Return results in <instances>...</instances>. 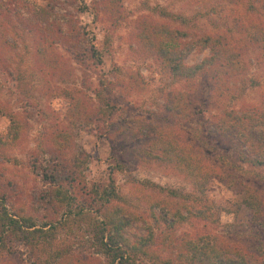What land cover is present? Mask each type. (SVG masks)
I'll return each instance as SVG.
<instances>
[{
  "label": "rangeland",
  "instance_id": "rangeland-1",
  "mask_svg": "<svg viewBox=\"0 0 264 264\" xmlns=\"http://www.w3.org/2000/svg\"><path fill=\"white\" fill-rule=\"evenodd\" d=\"M50 1H68L63 14H70L79 26L95 36L94 45L103 51L101 65L96 66L87 58L83 62L75 59L67 53L66 43L59 42L54 52L61 63L55 75L45 76L37 69L34 57L37 42L33 34L36 26L27 20V9L45 6ZM107 1L0 0L9 10V13L3 10L6 12L4 38L0 39V43L3 40L8 43L0 45V107L3 108L0 139H5L10 131L7 111L18 113L27 122L18 145L0 144V195H13L17 206H23L29 215L45 207L40 201L32 203L41 186L28 164L36 141L43 138L47 143L52 127H61L73 133L78 148L89 156L83 171L85 180L95 184L113 180L119 195L117 204L137 216L148 215L151 205L156 213L159 205L165 206V210L179 207L185 218L166 238L159 237V231L157 242L150 245V255L163 263H175L181 253L177 245L203 236L210 240L212 248L224 244L245 254H255L264 241V226L260 225L262 219L260 222L253 219L254 213L244 204L243 193L247 187H253L264 199V170L239 164L238 151L242 148H238L237 141L230 143L212 134L210 122L215 120L214 116H221V111L233 116L264 112V47L249 40L253 34L264 32V0H113L116 12H106ZM77 5L79 8L88 5L91 14L78 12ZM17 10L23 15L19 16ZM157 24L168 29L161 31ZM151 29L156 39L146 47L138 37L141 32L150 35ZM165 30L174 32L177 39L169 41ZM218 36L229 37L235 46L243 45L238 57L227 60L233 69L222 88L217 84L214 67L204 69L189 85L173 78L157 52L160 43L178 52L190 49L183 64L193 66L210 55L211 42L202 48L200 41ZM196 41L198 44L192 48ZM106 46L109 48L104 50ZM102 78L111 83L108 96L116 106L108 122V135H99L96 122L91 130L74 123L82 110L95 113V90ZM183 92L191 94L195 101L189 125L173 113ZM219 95L222 97L218 98ZM159 128L181 130V140L192 145L215 169L216 177L208 181L201 194L212 205L210 220L188 214L184 209L187 202L183 204L181 198L172 196L187 194L192 189L174 175L171 167L138 158L150 133ZM74 196L76 202L82 199L81 195ZM50 211L44 214L54 218ZM36 215L42 218L43 214ZM170 217L168 223L173 221ZM152 227L162 229V225ZM126 232L131 237L146 235L139 223ZM78 245L83 256L95 260L92 264H102L101 256L89 249L87 237L80 238ZM184 252L189 255V248Z\"/></svg>",
  "mask_w": 264,
  "mask_h": 264
},
{
  "label": "trees",
  "instance_id": "trees-1",
  "mask_svg": "<svg viewBox=\"0 0 264 264\" xmlns=\"http://www.w3.org/2000/svg\"><path fill=\"white\" fill-rule=\"evenodd\" d=\"M67 3L68 1L64 3L50 1L45 6L35 5L27 9L29 14L27 20L36 26L33 34L37 42L34 54L37 69L45 76L53 75L60 66V58L54 52L55 45L59 42L66 43L67 53L79 61L83 62L87 58L96 66L103 62V51L93 42L96 40L95 36L84 26H79L70 14H63V11L67 10ZM6 5L0 4V39L4 38L3 23L6 12L3 10L9 13ZM78 6V12L91 14L88 5L80 8ZM104 8L106 12L109 10L116 12L113 0L105 2ZM17 14L20 16L22 12L17 10ZM157 26L161 31L168 29L162 24ZM150 31L152 32L150 35L148 32H141V37H138L146 47L156 39L153 30ZM173 33L164 31L169 41L177 39ZM249 40L264 47V32L253 34ZM198 42L193 43L191 47L194 48ZM200 43L202 48L207 47L209 43L212 44L210 55L204 62L193 66L183 64L190 47H185L189 50L178 52L160 43L157 52L159 57L165 60L164 66L173 78L184 80L189 85V81L197 79L204 69L214 67L217 84L222 88L226 85L225 78L231 75L233 69L227 60L232 56L238 57L243 45L235 46L227 36H218L216 39L206 37ZM7 44L4 40L0 43L2 46ZM104 48L107 50L109 47ZM110 84L106 79L100 80L99 87L95 90L97 101L95 113H85L83 110L78 112L74 122L76 126L84 125L91 130L96 122L97 129L101 132L99 135L109 134L108 122L116 110L115 104L108 96ZM192 98L194 97L191 94L183 92L176 107L173 108L174 116L180 117L187 125L191 123L194 114L195 101ZM2 110L0 107L1 112ZM221 113L226 120L221 117L222 115L218 117L219 119L214 116L215 120L212 119L210 122L212 134L230 143V140L237 141L238 148H242L238 151L239 164L264 170V112L242 113L240 116L226 115L227 111ZM6 117L10 123V131L5 138L7 142L3 138L4 140L0 139V144L18 145L27 129L26 119H22L13 111H7ZM257 128L261 131H256ZM180 133L181 130L176 132L166 128L154 129L149 135L148 142L141 147L138 158L171 167L174 175L181 177L192 189L187 194L172 196L181 198L180 202L183 200V204L187 202L184 209H187L188 214L193 213L195 217L210 220L212 205H208L201 194L208 181L216 177L215 169L192 145L181 140ZM36 142V149L28 166L39 182L41 190L37 197L35 194L32 198V203L40 201L45 207L29 215L23 206H17L13 195H0V264L95 263L89 255L83 256L79 250L78 242L82 237H87L89 249L94 255L101 256L102 264H264V241L260 242L255 254H245L243 250L227 248L224 244H217L212 248L210 240L207 241L204 236L177 245V251L181 253L177 255L175 263L161 262L158 257L150 255V245L157 242L159 231H161L159 237L166 238V234L175 230L177 223L185 218L179 213L178 206L166 207L165 210V206L159 205V213H156L152 211L154 207L151 205L149 214H145L147 216H137L126 207L117 204L119 195L113 180L102 184L89 183L85 180L83 171L89 156L83 149L78 148L73 133L61 127H52L47 143L43 138L42 141L39 139ZM243 194L244 204L254 213L253 219L256 221L262 219L264 223V199L259 190L247 187ZM74 195H81L82 199L76 202ZM51 202L55 204L52 205ZM47 210H51L54 218L44 214ZM36 213L43 214L42 218L37 217ZM168 216H171L172 223H168L170 222ZM149 219L155 224H149ZM134 223L141 224L146 235L129 236L126 231ZM263 223L260 225L264 226ZM161 225V230L152 227L161 228ZM188 248L189 255L184 252V249ZM262 255L263 258L260 259Z\"/></svg>",
  "mask_w": 264,
  "mask_h": 264
}]
</instances>
